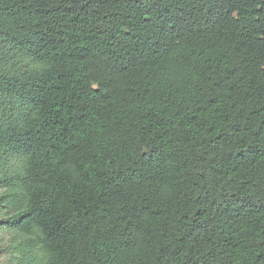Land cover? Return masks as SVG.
<instances>
[{"label":"trees","instance_id":"1","mask_svg":"<svg viewBox=\"0 0 264 264\" xmlns=\"http://www.w3.org/2000/svg\"><path fill=\"white\" fill-rule=\"evenodd\" d=\"M0 221L17 264H264V0H0Z\"/></svg>","mask_w":264,"mask_h":264},{"label":"rangeland","instance_id":"2","mask_svg":"<svg viewBox=\"0 0 264 264\" xmlns=\"http://www.w3.org/2000/svg\"><path fill=\"white\" fill-rule=\"evenodd\" d=\"M0 264H17L11 256L8 235L5 234H0Z\"/></svg>","mask_w":264,"mask_h":264},{"label":"snow or ice","instance_id":"3","mask_svg":"<svg viewBox=\"0 0 264 264\" xmlns=\"http://www.w3.org/2000/svg\"><path fill=\"white\" fill-rule=\"evenodd\" d=\"M5 227L2 221H0V228Z\"/></svg>","mask_w":264,"mask_h":264}]
</instances>
